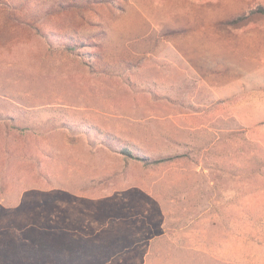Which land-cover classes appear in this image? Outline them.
<instances>
[{
	"label": "rangeland",
	"instance_id": "1",
	"mask_svg": "<svg viewBox=\"0 0 264 264\" xmlns=\"http://www.w3.org/2000/svg\"><path fill=\"white\" fill-rule=\"evenodd\" d=\"M264 0H0V264H264Z\"/></svg>",
	"mask_w": 264,
	"mask_h": 264
},
{
	"label": "trees",
	"instance_id": "2",
	"mask_svg": "<svg viewBox=\"0 0 264 264\" xmlns=\"http://www.w3.org/2000/svg\"><path fill=\"white\" fill-rule=\"evenodd\" d=\"M255 12H263V13H264V10H262V9H258V10L255 11Z\"/></svg>",
	"mask_w": 264,
	"mask_h": 264
}]
</instances>
